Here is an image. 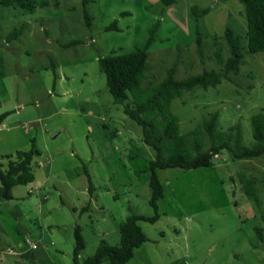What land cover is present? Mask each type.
Instances as JSON below:
<instances>
[{"label":"rangeland","instance_id":"374dc122","mask_svg":"<svg viewBox=\"0 0 264 264\" xmlns=\"http://www.w3.org/2000/svg\"><path fill=\"white\" fill-rule=\"evenodd\" d=\"M47 1L33 14L0 5V115L10 113L1 125L0 163L6 169V156L28 152L33 143L40 153L35 180L0 202V264H73L77 225L84 263L102 242L120 245V227L132 213L154 216L148 182L138 179L128 154L140 147L154 159L155 152L125 105L114 103L100 58L141 48L155 25L144 89L160 83L174 63L175 78L183 80L204 69L221 72L230 57L223 37L215 36L203 37L199 54L193 22L191 32L179 29L163 12L165 0ZM112 23L118 29L107 31ZM16 30L21 36L7 42ZM171 111L191 148L197 143L206 151L237 132L240 145L252 148L251 120L264 117V52L245 50L237 74L216 87L183 92ZM158 176L165 190L160 218L139 221L147 241L127 264H264V155L237 160L224 150L211 167L162 169ZM25 234L38 241L36 259L19 255Z\"/></svg>","mask_w":264,"mask_h":264},{"label":"trees","instance_id":"16d2710c","mask_svg":"<svg viewBox=\"0 0 264 264\" xmlns=\"http://www.w3.org/2000/svg\"><path fill=\"white\" fill-rule=\"evenodd\" d=\"M243 7L246 20L247 35L242 37L235 35L227 27L223 39L227 43L230 57L225 62L221 72L204 69L201 74L187 79L175 78L176 66L167 70L166 77L158 84L143 88L145 75L149 69V49L154 41V34L158 26L155 25L144 46L137 48L132 53L112 55L99 59L100 71L106 76L107 88L113 97L114 103L125 105L124 113L142 128L143 142L155 152L154 159H146L142 156L140 147H133L128 154L134 173L140 181L148 182L151 192L149 205L154 211V216L144 217L132 213L120 227V245L110 246L102 242L95 254L84 263L79 258L86 247L85 239L79 225L75 227V246L73 251V264H103L106 258L111 264H127L134 257L135 250L146 243L147 238L139 226V221L155 223L159 220L158 202L164 197V185L159 179L158 170L168 168H182L186 170L200 167H211L213 159L222 151L227 150L237 160H249L264 155V117L256 115L251 120L252 133L255 144L252 148L240 145V132L219 144H212L211 148L202 151L199 144L191 148L187 139L180 133L179 120L171 111V103L182 95L196 88L208 89L218 86L223 78H228L230 73H238L243 63L244 51L249 54L264 52V0H237ZM171 5L174 0H165ZM3 7H17L27 14H33L37 8L48 7L47 0H0ZM207 13H200L196 6L191 7L192 22L196 33L197 52L201 54L203 35L199 29L200 17ZM87 26H91V17L85 11ZM116 23L106 28L117 30ZM22 30H16L8 35L7 42L17 40ZM3 60L0 58V67ZM3 75H0V77ZM128 101L131 105L126 104ZM10 113L0 115V125ZM218 114H214L206 125L209 135L215 131ZM40 153L35 149L28 152L18 151L15 155L6 156L8 166L3 168L0 163V202L13 199V188L19 185H28L35 179L33 163ZM88 176V174H87ZM89 180V193L92 195L94 188ZM88 211L84 207L81 212ZM264 219V216H263Z\"/></svg>","mask_w":264,"mask_h":264},{"label":"crops","instance_id":"0c3cea01","mask_svg":"<svg viewBox=\"0 0 264 264\" xmlns=\"http://www.w3.org/2000/svg\"><path fill=\"white\" fill-rule=\"evenodd\" d=\"M150 1H152L153 5H164L161 0ZM193 6H196L200 13L207 10V13L200 17L198 23L203 37H223L227 27H229L235 35L246 37L247 26L243 13V7L237 0H180V2L178 0H174L171 5L167 4L165 8L163 6V12L166 13L170 20L176 23L179 29L191 32V7ZM4 108L5 103L2 98H0V112H4L2 111ZM1 128L2 126L0 125V130ZM31 192L32 191H30V193ZM1 236L2 235L0 233V239ZM24 236H26V234ZM31 240L33 239L31 238ZM35 242L38 243V241ZM36 251H31L26 245H24L19 252V255L25 258L30 256L33 259H36L39 257L37 256L38 254H36ZM40 254V256L45 257L46 252L41 251Z\"/></svg>","mask_w":264,"mask_h":264},{"label":"built area","instance_id":"2783aa9c","mask_svg":"<svg viewBox=\"0 0 264 264\" xmlns=\"http://www.w3.org/2000/svg\"><path fill=\"white\" fill-rule=\"evenodd\" d=\"M24 240H25V245L28 247L29 250L31 251H36L38 249V244L37 242L31 240V238L29 236H24ZM9 254H15V252L13 250H9L8 251Z\"/></svg>","mask_w":264,"mask_h":264}]
</instances>
